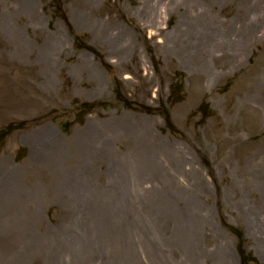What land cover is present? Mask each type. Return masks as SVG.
<instances>
[{
	"label": "rangeland",
	"instance_id": "1",
	"mask_svg": "<svg viewBox=\"0 0 264 264\" xmlns=\"http://www.w3.org/2000/svg\"><path fill=\"white\" fill-rule=\"evenodd\" d=\"M207 8L221 33L226 20L248 30L200 64L188 27ZM102 121L119 129L101 137L107 157L73 170L72 142ZM7 123L18 130L0 139V264H240L231 229L264 264V0H0ZM151 142L168 165L148 172L131 152ZM54 148L69 181L36 163Z\"/></svg>",
	"mask_w": 264,
	"mask_h": 264
},
{
	"label": "bare ground",
	"instance_id": "2",
	"mask_svg": "<svg viewBox=\"0 0 264 264\" xmlns=\"http://www.w3.org/2000/svg\"><path fill=\"white\" fill-rule=\"evenodd\" d=\"M208 1H211V0H208ZM209 14H210L209 9L208 10H206V9L202 10L197 16H195L194 20H196V22L192 21L189 24L188 29L190 31H192L193 29L198 30V32L201 31V33L198 37L197 46L195 47L193 45L192 46L193 49H191V51H190V46H185V47H182V49H181L183 56L186 52H189V51L192 52L193 54H189V53H186V54L189 56L195 57V60H197V62H199L200 64L204 63L203 59L201 57L202 53H204V52L209 53V52L215 50V47L213 46V44L215 42H217V40L220 41V43H216V44H222L223 46H229L233 42V40L229 37L230 34H241L245 30H248V28L245 27L244 21L240 22V25L238 27L239 29H237L235 27L236 25L234 23H231L228 20H226L223 24L228 23V27L225 31H223L221 33V31L218 27L212 28L213 24L206 22V20L209 19ZM200 17H202V18H200ZM15 45H16V43H15ZM22 54H23V56L26 55L23 50H22ZM105 121L101 122L104 124L96 123L93 125L94 126L93 132H94L95 136L93 134L92 138L90 136L87 138L86 141L82 142L81 140H82L83 136L85 135V133H84L79 139L72 142L70 149L74 150L77 154L76 157H75V155L71 156V159L73 160V162H74V159L76 160V162L73 163V167H72L73 170L77 169V170L89 171L88 173L90 174V172H91L90 169L92 167H89V168L82 167L83 165L80 164V162L81 161H87L88 159L91 161H102L105 157H107V154L105 151L107 150L109 138H105V141H104V140H101V137L103 135H109L113 131L119 132V129L117 128V125L114 122L105 123ZM129 136L130 137L135 136L136 139H143V138L148 139V135H147L146 131L144 132V130H137L135 132H130ZM50 144L51 143L47 144V142L45 143V142L41 141L37 150L42 151L41 148L43 146H44L43 148L46 149L47 145H50ZM55 146H56V143H53L51 148H53ZM144 146L145 145L141 146L140 143H136V144L134 143V146H133V149L131 152V157L134 161H136L138 166H141V168H145V170L148 171L146 169L147 166L157 167L159 165V163L168 165V160H167L165 155L163 156L162 160H159V156L161 154L160 150L158 151L160 154L153 151L155 148L161 149V147L156 146V142H151V144L147 145L146 149L144 148ZM55 148H61V151L63 152L64 144L62 143L60 146H56ZM62 152L60 153V151H58L57 149L51 150V155H52V158H54V159L49 160V161L42 159V160L36 161V163H38V167L43 168V166H44L45 169H47L49 172L51 171L52 173H55V170H56V174L58 175V178L61 179V181H69L68 180L69 176L66 175L69 173V171L65 170L64 167H61V164H59V160H58L60 158ZM89 152L91 155L89 158H87L89 156ZM97 152H99L98 155H97ZM113 154H114L113 155V157H114L115 153H113ZM85 155H87V157H85ZM92 155L95 156V158H93ZM129 156H130V153H129ZM156 159H158V161ZM120 161L121 160H119V158H117L116 160L112 161V163H119L120 164ZM171 166L176 167V162H172ZM56 167H57V169L61 168L63 170V173H60L61 171L57 170ZM89 174L86 175L85 178L86 177L88 178ZM147 174L148 173H145V177L152 179V181L155 180V177H156V180L158 178L157 175L150 174V176H149ZM151 175H153V176H151ZM63 176H64V178H63ZM74 176H75V178H73L74 181H84L83 172L78 173V174L74 173ZM141 176H143V175H141ZM104 177L107 178V176H103L100 172L97 175L98 179L104 178ZM34 249H36V248L34 247ZM34 249H31L29 254H31V255L36 254ZM47 250H49V246H48ZM48 256H50V254H48ZM44 263L51 264V260L46 257Z\"/></svg>",
	"mask_w": 264,
	"mask_h": 264
}]
</instances>
